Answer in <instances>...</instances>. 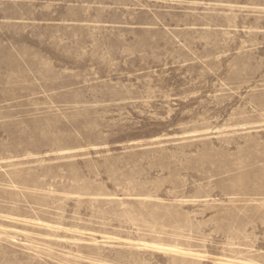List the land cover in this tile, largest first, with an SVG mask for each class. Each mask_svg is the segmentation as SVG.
Wrapping results in <instances>:
<instances>
[{"label": "rangeland", "instance_id": "374dc122", "mask_svg": "<svg viewBox=\"0 0 264 264\" xmlns=\"http://www.w3.org/2000/svg\"><path fill=\"white\" fill-rule=\"evenodd\" d=\"M0 264H264V0H0Z\"/></svg>", "mask_w": 264, "mask_h": 264}]
</instances>
